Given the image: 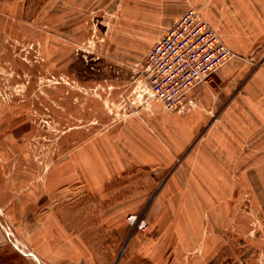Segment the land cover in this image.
Instances as JSON below:
<instances>
[{
  "label": "rangeland",
  "instance_id": "374dc122",
  "mask_svg": "<svg viewBox=\"0 0 264 264\" xmlns=\"http://www.w3.org/2000/svg\"><path fill=\"white\" fill-rule=\"evenodd\" d=\"M188 7L232 56L170 111L142 68ZM130 240L264 264V0H0V264H138Z\"/></svg>",
  "mask_w": 264,
  "mask_h": 264
},
{
  "label": "built area",
  "instance_id": "2783aa9c",
  "mask_svg": "<svg viewBox=\"0 0 264 264\" xmlns=\"http://www.w3.org/2000/svg\"><path fill=\"white\" fill-rule=\"evenodd\" d=\"M231 56L203 13L188 7L148 50L142 68L143 91L164 108L176 110L193 88L207 82Z\"/></svg>",
  "mask_w": 264,
  "mask_h": 264
},
{
  "label": "crops",
  "instance_id": "0c3cea01",
  "mask_svg": "<svg viewBox=\"0 0 264 264\" xmlns=\"http://www.w3.org/2000/svg\"><path fill=\"white\" fill-rule=\"evenodd\" d=\"M203 15H204V13H203ZM160 199L163 200V194L160 197H157L151 203V205H150V212L151 213L150 214L155 215V213L160 212V210H158L160 207L159 208H156L157 207V201L160 200ZM162 217H163V215H162ZM194 228H198V227H194ZM185 232H186V230H184L183 232L177 231V237H178V239L181 240L182 243H187V244H189V245H191L193 247L195 245V243L199 241V235H197L198 232H195L194 233V231H193L192 237H191L190 240L188 238H186V233ZM188 232H190V231L188 230ZM186 239L189 240V242H187ZM151 241H153V240H151ZM140 242H142L141 239H140ZM153 243H154V241L153 242H146L145 241V243H143V245L145 247L139 246L138 243H137V246L135 247V245H136L135 242L132 241V240H130L129 244L131 245V247L137 249V251H139V252H141L143 254V256L141 258H138V257H136V259L134 258L135 260H138V264H197L196 261H194V260L184 261L183 258L174 259L175 261H172V262H169V261L168 262H164V260L161 257L156 256V254H154L153 248H155V247L153 246ZM149 244H151V245H149ZM203 248L205 250H209L210 249V244L206 242Z\"/></svg>",
  "mask_w": 264,
  "mask_h": 264
}]
</instances>
